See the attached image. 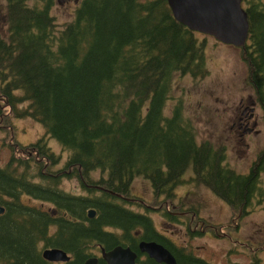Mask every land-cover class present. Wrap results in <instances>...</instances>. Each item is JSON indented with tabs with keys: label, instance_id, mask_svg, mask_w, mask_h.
I'll use <instances>...</instances> for the list:
<instances>
[{
	"label": "trees",
	"instance_id": "16d2710c",
	"mask_svg": "<svg viewBox=\"0 0 264 264\" xmlns=\"http://www.w3.org/2000/svg\"><path fill=\"white\" fill-rule=\"evenodd\" d=\"M43 3L7 0L0 24V127L9 122L4 113L45 126L34 142L11 144L8 161L0 165V264H46L37 249L41 240L69 251L68 264H82L88 247L98 244L127 245L141 254L142 239L162 242L180 264H215L178 245L150 214L159 210L179 222L188 212V231L202 232L196 228L202 216L173 201L189 169L238 218L264 194L259 166L249 172L232 168L223 163L221 146L198 141L182 98L165 111L175 76L208 67L207 37L176 18L168 0H82L62 24L51 11L53 0ZM245 7L250 31L242 54L261 94L264 0H245ZM47 136L68 153L61 166ZM27 149L36 155L19 153ZM139 175L150 179L158 207L133 191ZM65 177H76L83 193L63 189ZM211 224L217 232L220 226ZM138 264L166 263L148 256ZM254 264L263 262L256 257Z\"/></svg>",
	"mask_w": 264,
	"mask_h": 264
},
{
	"label": "rangeland",
	"instance_id": "374dc122",
	"mask_svg": "<svg viewBox=\"0 0 264 264\" xmlns=\"http://www.w3.org/2000/svg\"><path fill=\"white\" fill-rule=\"evenodd\" d=\"M28 1L33 5L44 4L45 0ZM81 1L53 0L51 11L62 24L74 17L76 7ZM6 2L7 0H0V24L5 23L3 15L7 11ZM198 35L208 39L205 45L208 67L204 73L201 71L198 75L175 76V86L166 102L165 111L170 113L182 98L184 111L195 123L198 141L208 140L215 145L220 140L219 137L226 138L229 143L230 163L224 162V164H233L232 168L247 170L256 159V147L253 143H256V139L261 136L258 131L261 128L260 124H263L264 113L261 111L262 108L257 107L253 116L243 115L250 123H256L250 131L255 133H247L249 131L242 133L244 127L239 126L238 123L241 110L246 106V112L251 113L253 111L251 101L256 96L254 89L248 85L251 81L249 69L246 76V64L243 62L245 55L238 52L237 48L219 42L211 34L198 33ZM27 103L28 101L19 107ZM3 104L5 106L6 103ZM4 119H8L12 127L5 128L6 122L0 127V165L8 161L12 151L11 144H18V140L35 141L45 133V126L30 116H12L4 113ZM13 123L16 124L15 128ZM215 126L219 127L218 134L215 132ZM47 140L51 148L61 155L58 165L61 166L67 159L68 153L63 154V146L56 137L47 136ZM19 153L36 155L32 149L21 150ZM60 186L70 192L83 193L76 177H65ZM132 188L135 193L150 201L153 207L160 205L161 201L156 198L150 179L139 175L134 179ZM40 201L32 199L30 202L48 206V203ZM173 201L176 205L183 204L184 209L193 208L195 216H202L198 221L199 226L196 227L202 232L192 234L188 231L190 222L187 217L188 212L182 216V221L174 222L159 210L150 211L157 227L178 245L185 246L193 254H199L217 264H254L256 256H260L264 263V247H262L264 207H260L259 202H256L255 208L238 218L233 208L222 197L193 177L190 169L186 171L183 182L177 186ZM130 206L144 211L143 207L134 204ZM211 222L220 226L217 232L210 226ZM236 224H239L238 228H235ZM54 230L55 226L52 228V231ZM46 246L45 241L41 240L37 249L42 252ZM96 249L98 250V245L88 247L87 250L92 253Z\"/></svg>",
	"mask_w": 264,
	"mask_h": 264
},
{
	"label": "water",
	"instance_id": "95a60500",
	"mask_svg": "<svg viewBox=\"0 0 264 264\" xmlns=\"http://www.w3.org/2000/svg\"><path fill=\"white\" fill-rule=\"evenodd\" d=\"M176 18L188 24L194 30L213 34L218 39L240 45L249 35L248 11L242 0H168ZM3 207L0 206V211ZM89 215L96 210L91 208ZM141 251L148 253L158 261L167 264H179L174 253L162 242L142 239L139 242ZM44 256L52 261L70 259V254L58 246H47ZM103 256L108 264H136L138 256L130 246L118 244L109 250L103 249ZM86 264H100L96 255L89 256Z\"/></svg>",
	"mask_w": 264,
	"mask_h": 264
},
{
	"label": "flooded vegetation",
	"instance_id": "af4514ba",
	"mask_svg": "<svg viewBox=\"0 0 264 264\" xmlns=\"http://www.w3.org/2000/svg\"><path fill=\"white\" fill-rule=\"evenodd\" d=\"M230 45L235 47V48H237L238 52H242L243 45L242 46H237V45H234V44H230ZM243 62L246 64V62L244 60H243ZM245 71H246V76H248V66H247V64H246V70ZM248 85L250 87H252L254 89L255 93H256V96H254V98H252V101H251L253 111L251 113H247L246 112V106L243 107L242 110H241V115L239 116V122L238 123H239V126L244 127V129L242 130V133H243V131H249L247 133L253 134L255 132H250V131L254 128V125H255L256 122L250 123V121L245 119L243 117V115H246L248 117L249 116H253L257 107L262 108L261 111L264 113V92L260 94L257 91V89L255 87V84L252 81ZM260 127L261 128L259 129L258 132H260L261 136L259 137V139H256V143L255 142L253 143L255 145V147H256L255 148L256 159H255V161L252 163V165L247 170H241V171H248L249 172V171L253 170L254 167H258L259 166V177H260L261 180H264V178H263V174H264V121H263L262 125L260 124ZM214 129H215V132L218 134L219 127L215 126ZM219 139L220 140L218 142H216L215 145L216 146H221L223 148V152L225 153V159L223 160V163L224 162L230 163V157H229V154H228V152H229V143L226 140V138H224V137H219ZM251 139H253V138H251ZM229 166L232 167L233 164L232 165L230 164ZM235 169L239 170L238 168H235ZM256 197L258 198V202L260 203V207H264L263 190L259 194H257ZM260 200H262V201H260ZM252 202H255V201L253 200ZM262 247H264V244L262 245ZM107 249H109V248H107ZM134 250H136V249H134ZM41 253H42V255H41L42 258L46 260L45 261L46 264H68L69 262H71V260H69V261H62V260L61 261H52V260L47 259L44 256L43 252H41ZM93 253H95L98 256L100 264H108V262L103 257V252H102V248H101L100 245H98V250L97 249L94 250ZM89 256H91V255H89ZM143 256H145V258H143ZM148 256L152 257L146 252H142L141 254L138 252V256H137L136 259L138 261V258L146 259ZM72 257H73V255H72ZM152 258H154V257H152ZM157 262L162 263V261H158V260H157ZM82 264H86V259L82 262Z\"/></svg>",
	"mask_w": 264,
	"mask_h": 264
},
{
	"label": "bare ground",
	"instance_id": "6f19581e",
	"mask_svg": "<svg viewBox=\"0 0 264 264\" xmlns=\"http://www.w3.org/2000/svg\"><path fill=\"white\" fill-rule=\"evenodd\" d=\"M184 23V22H183ZM184 24H186V23H184ZM189 28H191L188 24H186ZM192 29V28H191ZM194 30V29H193Z\"/></svg>",
	"mask_w": 264,
	"mask_h": 264
}]
</instances>
